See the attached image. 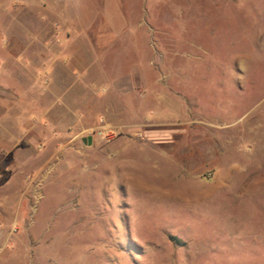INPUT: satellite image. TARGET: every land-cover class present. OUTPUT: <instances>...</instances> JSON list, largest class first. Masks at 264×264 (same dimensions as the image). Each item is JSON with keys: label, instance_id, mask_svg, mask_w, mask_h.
I'll use <instances>...</instances> for the list:
<instances>
[{"label": "rangeland", "instance_id": "rangeland-1", "mask_svg": "<svg viewBox=\"0 0 264 264\" xmlns=\"http://www.w3.org/2000/svg\"><path fill=\"white\" fill-rule=\"evenodd\" d=\"M90 4L105 76L91 128L44 118L53 138L13 149L0 130V264H264V0ZM16 5L0 0L2 54ZM9 85L0 76L2 108ZM106 96L131 125L106 124Z\"/></svg>", "mask_w": 264, "mask_h": 264}, {"label": "crops", "instance_id": "crops-1", "mask_svg": "<svg viewBox=\"0 0 264 264\" xmlns=\"http://www.w3.org/2000/svg\"><path fill=\"white\" fill-rule=\"evenodd\" d=\"M47 4L48 8L37 0H24L25 8L22 7L24 5H16L19 13L12 14L19 27L12 28L9 43L3 47L4 53H0V76L14 77L19 83V86H8L7 103L4 108L0 106V119L2 115H10L7 124H0V130H4V144L12 149L50 141L53 134L42 133L39 129L42 125L38 122L44 118L50 125H61L60 120L64 117L65 131L72 127L74 136H80L91 128L90 123L99 111L89 104L92 94H96L92 92L93 84L98 83L99 86L105 79L101 63L93 64L94 56L100 54L90 41L97 18L93 17L90 0H83L87 11L76 16H64V5L59 0H48ZM105 19L111 25L122 22L121 18ZM59 36L64 39L63 43ZM74 82L78 86L73 89ZM108 82L111 93L112 90L116 96L123 93L118 89L122 86L119 79L113 78ZM8 98H11V103ZM114 99L110 103L106 96L102 101L103 120L107 125H131L120 123L114 117L118 100ZM56 116L60 118L54 120ZM84 142L88 145L91 140L86 137ZM257 264H261L260 261Z\"/></svg>", "mask_w": 264, "mask_h": 264}, {"label": "bare ground", "instance_id": "bare-ground-1", "mask_svg": "<svg viewBox=\"0 0 264 264\" xmlns=\"http://www.w3.org/2000/svg\"><path fill=\"white\" fill-rule=\"evenodd\" d=\"M141 168H142V167H141ZM141 168H139V171H141ZM129 169H130V168H129ZM134 170L136 171V170H138V169H134V168H133V171H134ZM142 170H143V169H142ZM144 172H146L145 169H144ZM133 173H134V172H133ZM133 173H132V176L136 174V173H135V174H133ZM141 173H142V172H141ZM138 175H139V173H138ZM141 175H142V174H141ZM139 176H140V175H139ZM135 177H136V176H135ZM133 178H134V177H133ZM134 180H135V179H134ZM156 190H157V189H156ZM158 191H160V190H158Z\"/></svg>", "mask_w": 264, "mask_h": 264}, {"label": "built area", "instance_id": "built-area-1", "mask_svg": "<svg viewBox=\"0 0 264 264\" xmlns=\"http://www.w3.org/2000/svg\"><path fill=\"white\" fill-rule=\"evenodd\" d=\"M105 134L107 135L109 133V130H104Z\"/></svg>", "mask_w": 264, "mask_h": 264}]
</instances>
